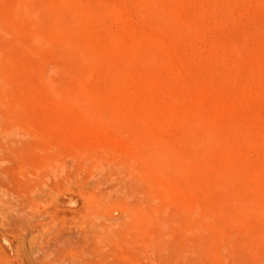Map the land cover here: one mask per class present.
I'll use <instances>...</instances> for the list:
<instances>
[{"label": "rangeland", "instance_id": "obj_1", "mask_svg": "<svg viewBox=\"0 0 264 264\" xmlns=\"http://www.w3.org/2000/svg\"><path fill=\"white\" fill-rule=\"evenodd\" d=\"M0 72L8 119L25 140L14 170L73 174L56 203L42 204L54 219L72 227L87 194L110 193L117 203L112 165L156 141L177 155L169 157L175 173L150 177L156 204L190 203L219 217L215 232L234 239L209 264H264V0H0ZM95 157L102 174L92 171ZM228 199L256 207L235 213L222 205ZM169 229L164 239L179 246L176 226ZM4 231L0 255L12 259ZM127 261L124 251L110 264Z\"/></svg>", "mask_w": 264, "mask_h": 264}, {"label": "bare ground", "instance_id": "obj_2", "mask_svg": "<svg viewBox=\"0 0 264 264\" xmlns=\"http://www.w3.org/2000/svg\"><path fill=\"white\" fill-rule=\"evenodd\" d=\"M37 35H32V39L34 40L33 43L35 42L39 46L43 38L40 36L42 38L40 39ZM41 45L43 44L41 43ZM45 79L44 77L43 83L48 84L49 87L52 86L49 83L50 81L47 82L48 79ZM1 84L0 72V112L2 111L7 116V120H4V122L0 120V228H2V230L0 229V235H2V231L5 232L4 230L11 235L13 239V258L9 259L6 255H0V264H110L111 260H116V257L124 251L130 253L133 259L131 263L127 261L124 264H154L155 258L165 264L171 263L172 260L179 264H209L213 262L212 260L219 249L232 247L234 235L219 232V230L215 232L220 226L219 217L215 218L209 216L208 213L201 212L200 208H197L198 206L187 207L190 203L183 208L180 205L182 202H180L177 209L176 207L175 209L171 208L169 205L166 207L167 204L164 205L165 207L156 204L158 201L155 199V192H153L150 183L151 175L156 171L162 176H168L174 172V165L172 167L169 163L170 156L168 157V153L167 155L163 153V151L166 152L170 148L159 146L161 143L156 141L148 142L145 146L137 149L136 157L132 161L122 164L116 161L112 165L117 182L113 190L119 195L117 203L112 199L110 193L87 194L84 197L85 203L80 209L81 212L78 214L79 217H77L72 227H67L54 219L49 210L45 211L43 209L42 204L48 201L56 203L58 194L63 189L69 188V179L73 177V174L71 171H59L54 166L47 169L46 178L42 176L46 173L44 170L41 173L42 175L36 173L33 176L27 174L24 165H18L14 170L11 162L14 152L19 147V150L22 149L25 140L23 133L19 132L21 129L18 131L8 119V109H10L8 97ZM209 136L207 138L210 139ZM183 142H186V140L184 139ZM190 142L192 143V141ZM196 142L198 143V141ZM177 146L179 147L180 144L178 143ZM160 147L166 151L160 149ZM191 147H188V149H191ZM193 150L191 151L194 152ZM170 155L174 154L171 153ZM175 156L170 158L175 159ZM187 158L185 159L189 160V157ZM1 161H5L4 164H1ZM91 162H93L92 171L95 172L94 170H96L98 174H102L101 160L95 157ZM140 165L152 169L144 172L140 169ZM182 166L184 167V165ZM183 167L182 169H184ZM175 169H178L176 165ZM9 178L17 181L14 180L15 184H13ZM169 182L171 183V180ZM176 182L172 184L175 185ZM164 194H168V191ZM180 198L182 200V197ZM253 200L244 203L239 200L228 199L227 201L224 200L222 205L235 213H241L246 209V206L249 208L256 207ZM176 201L175 199V203ZM173 206L176 205L173 204ZM248 207L247 209H249ZM112 209L120 211L119 218L111 216ZM214 210L216 213H220L222 211L221 204L215 206ZM229 222L233 223V220ZM171 225L177 228L175 232L179 237V246L171 241L170 244L163 237L164 232L166 233ZM240 240L243 249L247 253H252L251 250L253 249H251L248 240L245 237H241ZM234 254L232 253V256ZM237 259L242 263L241 254ZM259 261L258 258L254 257V259L248 260L247 264H258Z\"/></svg>", "mask_w": 264, "mask_h": 264}]
</instances>
